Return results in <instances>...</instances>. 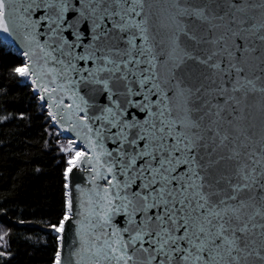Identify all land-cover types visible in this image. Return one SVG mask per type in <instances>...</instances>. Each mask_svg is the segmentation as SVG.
I'll list each match as a JSON object with an SVG mask.
<instances>
[{"label":"snow or ice","instance_id":"snow-or-ice-1","mask_svg":"<svg viewBox=\"0 0 264 264\" xmlns=\"http://www.w3.org/2000/svg\"><path fill=\"white\" fill-rule=\"evenodd\" d=\"M0 33L89 172L54 264H264V0H0Z\"/></svg>","mask_w":264,"mask_h":264},{"label":"trees","instance_id":"trees-1","mask_svg":"<svg viewBox=\"0 0 264 264\" xmlns=\"http://www.w3.org/2000/svg\"><path fill=\"white\" fill-rule=\"evenodd\" d=\"M24 66L0 33V264H54L70 155Z\"/></svg>","mask_w":264,"mask_h":264},{"label":"water","instance_id":"water-1","mask_svg":"<svg viewBox=\"0 0 264 264\" xmlns=\"http://www.w3.org/2000/svg\"><path fill=\"white\" fill-rule=\"evenodd\" d=\"M2 37L4 40L16 51H18L24 58L25 65L29 63L27 58L23 55L24 48L21 46V43L19 40L14 39L13 37L8 36L6 33H1ZM31 81V79H29ZM32 86L35 89V85H33L31 81ZM40 94V93H39ZM43 104L46 106V102L42 101ZM47 108V107H46ZM48 110V108H47ZM254 119L256 122L259 124L261 121H264V117L260 115V113L257 111L254 114ZM60 132L63 133L64 137L72 142V144L77 148V149H82V145L79 142L78 137L74 132L64 130L61 128L59 125H55ZM81 157L78 156L76 161L74 162V166L72 167L71 172L68 173L67 177V196L69 199V191L72 193V198H73V206H74V212L78 210V202L81 196V193H78L76 189H85L87 190L90 185H89V172L85 170H81L80 167L76 166L79 164ZM86 198V195H85ZM68 205V202H67ZM67 212H68V207H67ZM61 227V226H60ZM78 225L77 223L74 222V218L72 216H69L67 219H64V224L61 227V231L59 232V237L62 235L64 236V253L68 254L69 252L72 251V249L75 248L76 246V241L78 239L76 232H77ZM59 244L61 245V240L59 239ZM59 245V249H60Z\"/></svg>","mask_w":264,"mask_h":264},{"label":"rangeland","instance_id":"rangeland-1","mask_svg":"<svg viewBox=\"0 0 264 264\" xmlns=\"http://www.w3.org/2000/svg\"><path fill=\"white\" fill-rule=\"evenodd\" d=\"M72 146V151H68V148H69V146ZM76 147L72 144V142L70 141V140H66L65 142H64V144H63V146H62V149H63V151L65 152V153H67V154H69L70 155V157L69 158H71L72 156H73V153H74V151H76V150H80V149H75ZM78 158V156H76L74 159H73V164H74V162L76 161V159ZM61 226V225H60Z\"/></svg>","mask_w":264,"mask_h":264}]
</instances>
